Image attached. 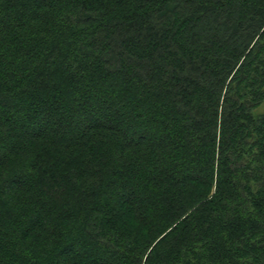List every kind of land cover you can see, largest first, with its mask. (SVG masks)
Here are the masks:
<instances>
[{
	"label": "trees",
	"instance_id": "trees-1",
	"mask_svg": "<svg viewBox=\"0 0 264 264\" xmlns=\"http://www.w3.org/2000/svg\"><path fill=\"white\" fill-rule=\"evenodd\" d=\"M263 97L264 0H0V264H264Z\"/></svg>",
	"mask_w": 264,
	"mask_h": 264
},
{
	"label": "rangeland",
	"instance_id": "rangeland-1",
	"mask_svg": "<svg viewBox=\"0 0 264 264\" xmlns=\"http://www.w3.org/2000/svg\"><path fill=\"white\" fill-rule=\"evenodd\" d=\"M254 113L255 114H259V113H263L264 112V97L261 99V101L255 106L254 108ZM150 132V131H148Z\"/></svg>",
	"mask_w": 264,
	"mask_h": 264
}]
</instances>
